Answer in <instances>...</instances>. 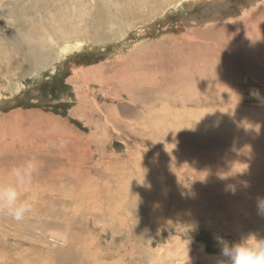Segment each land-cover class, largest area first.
I'll use <instances>...</instances> for the list:
<instances>
[{
    "label": "rangeland",
    "instance_id": "1",
    "mask_svg": "<svg viewBox=\"0 0 264 264\" xmlns=\"http://www.w3.org/2000/svg\"><path fill=\"white\" fill-rule=\"evenodd\" d=\"M46 1L0 0V182L10 179L14 165L33 157L40 163L21 197L31 202V214L22 222L0 215V252L36 260L52 251L50 264H64V254L74 258L76 251L78 259L87 256L84 264L92 257L103 264H220L215 237L231 242L248 232L264 235V214L257 210L264 198V62L250 55L244 66L227 53L239 71L233 74L234 67L215 62L221 57L212 37L182 44L178 37L171 44V37L196 28L205 33L203 26L215 21L238 23L255 13L258 22L264 0H179L157 14L131 4L125 9L130 0H121L120 10L134 23L124 38L116 41L108 31L101 40L94 31L69 52L61 46L80 33L65 29L80 18L71 9L62 16L55 5L42 8ZM91 2L78 20L87 29L97 28L100 18ZM15 28L27 39L47 42L44 32L55 39L58 45L50 47L58 60L50 70L21 75L20 63L8 64L4 54L10 56L20 34ZM174 51L190 53L195 62L177 61ZM161 52L169 57L166 66ZM121 64L123 75L138 82H129L128 90L114 77ZM148 75L152 80L139 83ZM195 157L213 170L207 180L191 164Z\"/></svg>",
    "mask_w": 264,
    "mask_h": 264
},
{
    "label": "bare ground",
    "instance_id": "2",
    "mask_svg": "<svg viewBox=\"0 0 264 264\" xmlns=\"http://www.w3.org/2000/svg\"><path fill=\"white\" fill-rule=\"evenodd\" d=\"M86 1L88 0H83L78 2L77 0H49L46 1L45 4L42 6V8H48L49 6L55 5L53 8L55 10L56 13H60L62 12V16H64L65 14H67L68 10H72L75 14V18H80L78 19L79 21H81V17L86 14L89 9L92 10V8L94 6V3L91 4V0L89 5L88 3L86 4ZM88 1V2H89ZM93 1V0H92ZM121 2V0H116L115 2H113V4L111 3V5H108L107 2L105 0H96L95 2V11L97 13V16H99L100 18L97 19L98 22V27L97 28H93L91 26V29H87V27L85 25H80L78 23V20H75L74 23L71 25L70 28H66L65 30L67 32H79L80 36L74 38V41L70 44V45H64L61 46V50H65L68 51L69 50H74V49H80L81 46L83 45V41L86 39H89L91 36L94 38V31L95 35L97 38H100L101 40H104V38H106L107 32H111V37L112 39H117L116 41L124 38L127 29L133 27L134 23H131L132 20H130L129 17V12L128 10H120L119 8V3ZM123 1V0H122ZM179 0H130L127 5L124 7L125 9L128 8V6L134 5L136 6L135 9H139L142 8L143 10H146L151 12V14H157L160 11L165 10L166 8H169L173 5V3L178 2ZM188 1H194V0H181L180 4L182 5V3H186ZM41 2V1H40ZM122 3V2H121ZM23 4V3H22ZM70 4V5H69ZM78 4V5H77ZM31 5L34 6L35 8L40 7V3L39 2H32ZM263 5V4H262ZM6 6V5H5ZM79 6V7H78ZM114 6V8H113ZM179 6V5H177ZM32 7V6H31ZM92 7V8H90ZM258 7V6H256ZM260 7V6H259ZM123 8V9H124ZM264 8V7H263ZM19 9V8H17ZM254 9V8H253ZM9 10V9H8ZM16 10V9H14ZM38 10V9H37ZM46 10V9H44ZM53 10V11H54ZM18 11V10H17ZM31 11V14L33 13V10H28ZM66 11L67 13L63 12ZM260 11V10H259ZM23 12V11H22ZM44 12V11H43ZM222 12V11H221ZM263 12V11H262ZM54 13V12H53ZM254 13V12H253ZM13 14V12H12ZM34 14V13H33ZM133 14V11H132ZM222 14V13H221ZM243 14H247L244 13ZM251 13H249V15H242L243 18L239 21L238 23L236 22H231V23H223L220 21H215L217 22L216 24L214 23L213 26L210 25H205L203 26L204 31H206L207 33H209L211 30H214L213 35L211 36H203L202 31H200V34L198 33L199 28H196L195 30L189 31L187 33H182V34H178L176 37L173 36V38L171 37V40L173 41V43L171 42L172 45L176 44L175 40L178 38L181 40L180 44L183 43V41L188 40L191 42H196V41H204L206 38L212 37V44L214 45V48L217 50V57L219 58V56L221 57V59H217L215 60V62H217L218 66L220 67V69H224V68H229V67H224V65L226 64L227 66H230V69H233V62L230 64V62H228L229 60L225 58V54H230L231 55V59L234 61H239L242 62L243 65H247V63H249V56L252 55L253 58L255 60H257L259 63L264 62V17L261 16L260 13L259 17L261 20H259L258 22H256L255 20H253L254 18V14H252L253 16H250ZM20 15V14H18ZM17 15V16H18ZM35 15V14H34ZM134 15V14H133ZM27 16V15H25ZM58 16V15H57ZM15 17V15L13 16ZM21 16H19L20 18ZM55 17V16H54ZM69 17V16H68ZM133 17V16H132ZM137 17V16H136ZM151 16H148V18L150 19ZM18 18V19H19ZM24 18V19H23ZM22 21L26 22V18L23 17ZM28 18V17H27ZM59 18V17H58ZM61 18V17H60ZM65 18V17H63ZM16 19V20H18ZM31 19V18H30ZM45 19V18H44ZM54 19V18H53ZM62 19V18H61ZM133 19V18H132ZM154 19V18H153ZM240 19V18H238ZM15 20V21H16ZM47 20V19H46ZM59 20V19H58ZM64 20V19H63ZM151 20V19H150ZM149 20V21H150ZM231 20V19H230ZM48 21V20H47ZM68 21V20H67ZM65 21V22H67ZM92 22H94L95 20H91ZM225 21V20H224ZM136 22V21H135ZM230 22V21H228ZM50 23V22H49ZM63 23V22H62ZM69 23V22H68ZM33 24V23H32ZM35 24H44L41 23L40 21L35 23ZM57 24V23H56ZM59 24V22H58ZM67 24V23H66ZM51 25V24H50ZM19 26V25H18ZM46 26V25H45ZM67 26V25H66ZM77 26L80 29H77ZM214 29L215 27H218ZM44 27V26H43ZM53 27V26H52ZM61 26H57L55 27V30L58 29ZM28 28V27H27ZM45 28V27H44ZM65 28L62 27V29ZM193 28V27H192ZM14 30V29H13ZM15 30L17 31V33H20L18 31L17 28H15ZM36 29L32 30L29 34H27L28 37L31 36V34L33 32H35ZM64 30V29H63ZM86 30L89 32V35H85ZM54 31V30H53ZM185 31V30H184ZM57 32V31H56ZM14 33V32H13ZM41 33V32H40ZM39 33V34H40ZM66 33V32H65ZM67 34V33H66ZM26 35V34H25ZM57 35V34H56ZM47 38V42H43V41H35V40H31V39H27L26 36L24 37L23 34H19L18 38L13 39L12 41V46L10 49H8L9 51V55L4 54L5 57L8 56V58L4 59H8L9 63H11L12 68L15 69V66L18 63L21 64V71L19 72V74L21 75H27L29 74V72L31 73L32 71L38 73L39 70H50L52 68V66L57 62L58 60V56L57 53L55 51H53V49L50 47L51 44L55 43V39L52 40L51 36H48V33L44 32L43 37ZM58 36V35H57ZM16 37V36H15ZM14 37V38H15ZM38 37V36H36ZM42 37V39H43ZM65 37V36H64ZM109 37V36H108ZM5 38V37H4ZM41 38V37H40ZM68 38V37H67ZM92 38V39H93ZM167 39V38H166ZM211 39V38H209ZM37 40V39H36ZM65 40V39H64ZM59 41V40H58ZM88 41V40H87ZM160 42V41H159ZM164 42V41H163ZM170 42V41H169ZM7 43V42H6ZM65 43V42H64ZM63 44V43H62ZM68 44V42H67ZM155 44V43H154ZM4 45V43H3ZM55 45V44H54ZM58 45V44H56ZM55 45V46H56ZM157 45V44H156ZM161 45V44H160ZM163 45V43H162ZM6 46V45H4ZM211 46V45H209ZM159 47V46H157ZM156 47V48H157ZM162 47V46H161ZM253 47V48H252ZM60 48V47H59ZM212 48V47H211ZM213 48V49H214ZM212 49V50H213ZM214 49V50H215ZM56 50V49H55ZM213 50V51H214ZM4 51V50H3ZM193 51V50H192ZM7 52V51H6ZM162 53V52H161ZM165 53V52H164ZM168 53V52H166ZM195 53V57L199 56L196 52H192V54ZM59 54V53H58ZM175 56V59L179 62H182V59H188L190 61V63L192 64L193 62H195L193 60V57L190 56V53H183L182 51H178V52H173L172 53ZM1 55V54H0ZM163 55V53H162ZM169 55V54H168ZM197 55V56H196ZM15 57V60H13L11 57ZM164 56V55H163ZM162 56V57H163ZM172 56V55H171ZM1 57V56H0ZM168 56H164L162 59L160 58V62L163 63L165 66L168 64V62L170 61L168 59ZM171 58V57H170ZM192 58V59H191ZM7 60V61H8ZM125 60V59H124ZM197 60V58H196ZM221 60V61H220ZM228 60V61H227ZM3 61V60H2ZM16 62V64H14L13 62ZM128 61V60H127ZM83 62V61H82ZM131 63V62H130ZM150 64V63H149ZM147 64V65H149ZM18 65V64H17ZM101 65V64H100ZM124 65V64H123ZM123 65L121 64L120 66H118V71L114 72V77L115 78H119L117 79L118 84L123 86L126 90L129 89V82L131 83V81L134 84H137L138 82L136 81V79H134L131 74L129 76L123 75V74H128L127 72H125L122 67ZM142 66V64H140ZM242 65V66H243ZM4 72L6 73V68L5 66H7L6 63H4ZM126 66V65H124ZM155 66V63H153V67ZM173 66V65H172ZM171 65H169L167 67L166 73L167 71L171 70L172 68ZM236 66V65H235ZM11 67V66H9ZM117 67V65H116ZM211 67V66H210ZM215 67V66H214ZM217 67V66H216ZM1 68V67H0ZM127 68V67H126ZM116 69V68H115ZM114 69V70H115ZM174 69H176L174 67ZM215 69V68H214ZM259 69V67H255L254 70L257 72V70ZM10 70V69H9ZM18 70V69H17ZM77 70V69H76ZM104 70V69H103ZM117 70V69H116ZM178 72L176 70H173L174 72L176 71L177 73H181V69H177ZM197 71V69H195ZM130 71V70H129ZM163 71V70H162ZM172 71V72H173ZM259 71V70H258ZM15 72V71H14ZM107 72V71H104ZM171 72V71H170ZM169 72V73H170ZM173 72V74H174ZM96 73V72H95ZM231 73L233 74H239V71L236 67H234V70L231 71ZM230 73V74H231ZM13 74V73H12ZM83 74V73H82ZM107 74V73H104ZM109 74V73H108ZM133 74H139V72L133 73ZM3 75V74H2ZM6 75V74H5ZM4 75V76H5ZM18 75V76H21ZM78 75V74H77ZM76 75V76H77ZM23 77V76H22ZM9 78V77H8ZM12 78V77H11ZM112 78V77H111ZM13 79V78H12ZM11 79V80H12ZM10 80V79H9ZM149 80H152L151 75H148L146 77V79L144 81H140L139 83H146ZM19 81V80H18ZM69 81V80H68ZM6 82V81H5ZM216 82V81H215ZM7 83V82H6ZM18 83V82H17ZM160 83V82H159ZM212 83V82H211ZM17 85V84H16ZM142 85V84H141ZM6 86V85H5ZM212 86V85H211ZM214 86V85H213ZM7 87V86H6ZM8 89V88H6ZM1 92V91H0ZM3 97V93H0V98ZM219 99V97H218ZM3 100V99H2ZM152 104V103H151ZM164 106V105H163ZM162 107V106H161ZM153 109V108H152ZM164 109V108H163ZM148 111V110H147ZM165 111V110H164ZM216 112V111H215ZM154 113V110H153ZM211 113V112H210ZM86 116V115H85ZM156 116V115H155ZM210 116V115H209ZM38 117V116H37ZM211 117V116H210ZM215 118V117H214ZM214 118H209L208 121H212L214 122L215 120H217V118L214 120ZM219 119V118H218ZM157 120V119H156ZM214 120V121H213ZM163 121V120H162ZM207 121V122H208ZM219 121V120H218ZM206 122V123H207ZM163 123V122H162ZM165 123V122H164ZM211 124V123H210ZM209 124V126H211ZM156 125V124H155ZM170 125V124H169ZM212 127V126H211ZM163 128V127H162ZM172 128V127H170ZM175 130V129H174ZM168 131V130H167ZM166 131V133H167ZM148 134V133H147ZM176 134V133H174ZM166 136V135H165ZM168 136V135H167ZM189 138V137H188ZM187 138V139H188ZM169 139V138H168ZM177 139V138H176ZM181 139V138H180ZM171 140V139H170ZM177 141V140H176ZM179 141V140H178ZM184 140H182L183 142ZM170 142V141H169ZM175 142V141H174ZM171 145V143H170ZM172 146V145H171ZM176 146V145H175ZM174 147V144L173 146ZM156 151V150H155ZM160 151V150H159ZM162 153V152H161ZM176 154V153H175ZM188 157V156H187ZM163 162V161H162ZM185 162V161H183ZM161 163V162H160ZM159 163V164H160ZM195 168L196 167H200L198 168L197 172L200 174V176L202 178H206V180L208 179V176H210L211 174H213V170L203 161L202 157H195L192 160V163ZM161 165V164H160ZM191 166V165H190ZM163 168V167H162ZM161 170V169H160ZM164 170V169H163ZM162 171V170H161ZM1 173V172H0ZM2 177V176H1ZM0 177V178H1ZM6 179V177L4 178ZM2 181V180H1ZM41 195L39 192H36L35 196H39ZM218 205V204H216ZM195 211V210H194ZM222 216V215H221ZM220 216V217H221ZM228 220V219H227ZM223 223H225L223 221ZM20 243L22 240H19ZM4 249V248H3ZM48 251V250H46ZM75 255H79V253L76 251ZM72 258V255H70L69 253H65L63 258V263L64 264H76L75 263H70V260H77L79 263H83V261L86 259V255L83 256V259L80 258L78 259L77 257ZM13 260H17L20 261L22 263L20 264H50V261L52 259H54V253L52 251H48L47 253H45V255L40 256V258H37L36 260L31 257V256H26L25 254H18L15 257H12ZM12 259L9 258V256L6 254H2V252H0V264H11L12 263ZM60 259V258H59ZM103 259V258H100ZM88 262L89 264H103L100 260H98V258L96 257H92V258H88ZM59 263V262H58ZM84 264V263H83Z\"/></svg>",
    "mask_w": 264,
    "mask_h": 264
},
{
    "label": "clouds",
    "instance_id": "3",
    "mask_svg": "<svg viewBox=\"0 0 264 264\" xmlns=\"http://www.w3.org/2000/svg\"><path fill=\"white\" fill-rule=\"evenodd\" d=\"M39 167V161L33 157L9 169L10 179L0 182V215L22 222L31 214V202L21 197L31 187ZM257 210L258 214H264V198H258ZM215 239L224 258L220 264H264V235L248 232L231 242L223 237Z\"/></svg>",
    "mask_w": 264,
    "mask_h": 264
}]
</instances>
